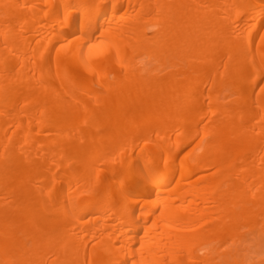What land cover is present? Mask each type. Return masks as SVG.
Instances as JSON below:
<instances>
[{
  "label": "bare ground",
  "instance_id": "obj_1",
  "mask_svg": "<svg viewBox=\"0 0 264 264\" xmlns=\"http://www.w3.org/2000/svg\"><path fill=\"white\" fill-rule=\"evenodd\" d=\"M0 264H264V0H0Z\"/></svg>",
  "mask_w": 264,
  "mask_h": 264
}]
</instances>
